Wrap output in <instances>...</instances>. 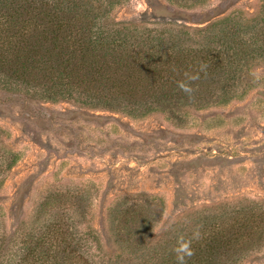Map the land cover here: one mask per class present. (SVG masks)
Segmentation results:
<instances>
[{
  "label": "rangeland",
  "instance_id": "rangeland-1",
  "mask_svg": "<svg viewBox=\"0 0 264 264\" xmlns=\"http://www.w3.org/2000/svg\"><path fill=\"white\" fill-rule=\"evenodd\" d=\"M263 9L264 0H115L108 20L146 25L155 37L165 23L196 32L228 16H263ZM224 41L220 31L193 33L179 45ZM183 66L168 83L178 91L186 78L197 95L140 115L122 109L129 100L107 108L79 90L50 99L44 91L31 98L25 88L0 89V240L12 238L14 251L24 238H41L46 250L56 239L44 235L49 222L57 211L71 221L78 203L82 218L65 233L74 236L71 258L79 264L102 263L98 251L81 248L88 228L112 264H173L166 260L179 256H165L167 247L198 242L221 220L238 228V219L260 226L241 228L240 250L226 253L227 264H264V57L221 75ZM142 206L151 209V229L137 234L129 225L132 218L147 223Z\"/></svg>",
  "mask_w": 264,
  "mask_h": 264
},
{
  "label": "trees",
  "instance_id": "trees-1",
  "mask_svg": "<svg viewBox=\"0 0 264 264\" xmlns=\"http://www.w3.org/2000/svg\"><path fill=\"white\" fill-rule=\"evenodd\" d=\"M114 2L0 0V89L18 94L32 92L28 93L31 98L44 91L50 99L58 96L71 99L79 90L87 94V100H97V104L107 108L129 100L133 105L129 107L125 103L126 108L122 109L128 114L140 115L158 110L161 106L168 110L179 100H192L195 97L181 88L177 91L173 83H168L177 77L176 65L179 68L184 65L188 69H198L197 75L217 71L221 75L223 72L229 74L226 69L231 64L243 66L254 57H264V15L237 20L228 16L195 29L196 32L177 31L171 23H165L164 27L156 28L154 37L150 35V30L144 32L146 25H121L108 20L109 7ZM261 13H264V9ZM217 31L222 32V40H225L218 48H210L202 43L197 47L179 45L184 36L186 40V36L192 37L193 33L206 35ZM230 78L228 75L225 79ZM185 81L186 78L183 83L197 95L199 89L195 88V84ZM23 88L28 92H23ZM144 101L146 105H140ZM83 199V209L86 210ZM77 207L78 203L71 221L57 211L58 214L54 216L57 218L49 222L44 235L56 239L46 250L41 249L44 248L41 238H36L37 241L24 238L22 245L13 251V246H9L12 238L5 240L3 237L0 240V264H79V259L71 258L73 250L70 246H76L74 236L65 233L78 224L76 219L79 216L82 218ZM138 211L143 213L142 218L147 223L140 225L132 218L135 225L129 226L137 228V234H140L151 229L147 227H151V224L145 213L152 212L143 206ZM129 215L132 214L123 215L121 219ZM237 222L238 228L233 225L229 227L224 220L215 222L211 235L202 236L198 242L184 241L192 252L191 256L180 251L181 246L177 242L175 246L166 248L169 251L165 256L173 257L177 253V256L184 257L183 264H193L194 259H200L199 264H227L226 253L240 250L238 239L242 235L241 228L251 232L260 226L240 219ZM126 228L129 229L128 225ZM80 237L83 243L81 248H86L90 255L98 251V255L103 257L99 258L101 264H112L111 259L103 256L99 237L92 228H88ZM58 244H61V249L55 253L51 246ZM50 248L52 254L48 257ZM43 258L45 261H42ZM175 260V263L173 260L166 261L181 264L180 260Z\"/></svg>",
  "mask_w": 264,
  "mask_h": 264
},
{
  "label": "clouds",
  "instance_id": "clouds-1",
  "mask_svg": "<svg viewBox=\"0 0 264 264\" xmlns=\"http://www.w3.org/2000/svg\"><path fill=\"white\" fill-rule=\"evenodd\" d=\"M190 79H194V78H190ZM179 87L181 88L182 91H184L186 94H191L192 89L190 87H188L187 85H185L184 83H180ZM180 251L186 253L188 256L192 255V252L188 249V245H183L180 249ZM178 259L181 261V264H183V260L184 257L183 256H179Z\"/></svg>",
  "mask_w": 264,
  "mask_h": 264
}]
</instances>
